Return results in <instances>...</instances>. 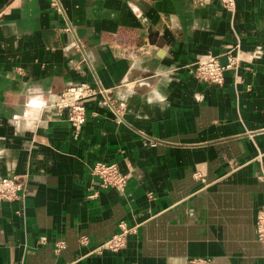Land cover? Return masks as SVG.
<instances>
[{
    "label": "crops",
    "instance_id": "0c3cea01",
    "mask_svg": "<svg viewBox=\"0 0 264 264\" xmlns=\"http://www.w3.org/2000/svg\"><path fill=\"white\" fill-rule=\"evenodd\" d=\"M57 1L0 0V178L25 183L0 202V264H264V0ZM233 49L222 86L190 72ZM78 84L114 110L98 97L80 127L57 116ZM96 163L129 175L122 193L99 187ZM119 222L137 229L120 252L79 246Z\"/></svg>",
    "mask_w": 264,
    "mask_h": 264
},
{
    "label": "built area",
    "instance_id": "2783aa9c",
    "mask_svg": "<svg viewBox=\"0 0 264 264\" xmlns=\"http://www.w3.org/2000/svg\"><path fill=\"white\" fill-rule=\"evenodd\" d=\"M51 6L57 11L60 7L57 0H49ZM207 0H199L200 3ZM235 0H221L224 8L232 10ZM226 62L221 64L217 57L201 58L192 64L190 72L193 76L206 84L222 86L225 73L238 68L241 61L238 49H233L224 54ZM110 92L102 88H94L88 84H78L65 88L53 105L56 115L65 114L66 121L76 127L85 123V105L89 100L100 98L102 104L114 110L115 102L110 98ZM91 175L98 180L101 189H115L123 192L127 186L129 175L123 174L116 164L96 163L91 168ZM24 180L20 177L0 178V202L13 203L20 201L24 196ZM95 195L90 196L93 198ZM118 231L104 242L91 244V240L82 236L78 240L81 248L87 249L88 256L101 255L105 252L117 253L126 247L128 237L135 235L136 226H129L125 222H119ZM255 236L258 242L264 247V204L258 209L255 218ZM45 238H40L39 242L44 244ZM65 248V242L54 243L53 251L60 253ZM187 264H210L207 259H191Z\"/></svg>",
    "mask_w": 264,
    "mask_h": 264
},
{
    "label": "clouds",
    "instance_id": "9594fccd",
    "mask_svg": "<svg viewBox=\"0 0 264 264\" xmlns=\"http://www.w3.org/2000/svg\"><path fill=\"white\" fill-rule=\"evenodd\" d=\"M31 103L35 104V103H36V101H35V100H33Z\"/></svg>",
    "mask_w": 264,
    "mask_h": 264
}]
</instances>
